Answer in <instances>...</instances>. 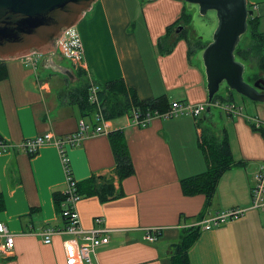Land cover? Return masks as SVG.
Here are the masks:
<instances>
[{"label":"crops","instance_id":"crops-1","mask_svg":"<svg viewBox=\"0 0 264 264\" xmlns=\"http://www.w3.org/2000/svg\"><path fill=\"white\" fill-rule=\"evenodd\" d=\"M247 1L264 34V0ZM186 4L95 0L74 28L85 48L83 80L90 86L123 79L142 101L164 97L169 105L208 102L203 60L198 51H191L189 39L173 40L170 53L159 49L161 38L180 21ZM54 57L51 61L44 57L37 68L22 58L0 60L8 70V78L0 81V139L15 145L0 153V222L15 235L13 251L0 253V264H66V236H54L51 244H45L41 235L47 227L65 225L55 201L67 185L63 158L52 144L33 156L16 148L49 132L56 137L75 134L81 120L92 125V107L81 108L83 80L62 74L59 70L70 69ZM203 121L205 126L199 123ZM214 125L212 109L199 120L155 118L144 128L123 116L107 120L105 133L65 149L78 189L93 176H110L116 189L124 192L122 198L105 203L90 196L77 204L84 229L97 227L95 219L102 217L101 227L110 230L109 244L96 250V264H168L183 230L201 221L195 217L205 219L227 208L250 206L256 170L246 169L242 160H236L242 166L223 175L210 206L204 194L183 193L181 181L207 170L199 134ZM117 131L126 139L135 168L134 175L121 183L114 174L111 144V134ZM154 227H161L162 234L156 243H148L146 231ZM190 259L191 264H264V211L250 210L236 221L203 231Z\"/></svg>","mask_w":264,"mask_h":264},{"label":"built area","instance_id":"built-area-1","mask_svg":"<svg viewBox=\"0 0 264 264\" xmlns=\"http://www.w3.org/2000/svg\"><path fill=\"white\" fill-rule=\"evenodd\" d=\"M74 28L64 32L59 40L60 47L62 53H64L68 60H70L75 66H79L85 70L86 65L83 60L85 54L84 43L80 35L74 31ZM44 57L45 56L41 54L31 53L22 57V59H24L26 65L37 68L38 62ZM99 93V86L95 83H90L88 88V102L95 108L94 114L92 115V125L81 120L79 122L78 131L75 134L65 137H56V135L49 132L44 135L26 139L16 147L18 150H22L28 155L33 156L38 153L42 146L52 144L58 148L63 158L67 176L66 189L62 193L64 197L62 203V216L65 220V225L63 227H47L42 231L41 235L43 236L45 244H51L54 236H66V239L64 240L66 264H96L94 262V256L96 255L97 248L102 245H107L110 242V230L101 227L104 223L102 217L95 219L97 227L88 230L82 227L80 215L77 211V204L82 196L79 193L78 184L72 176L68 159L65 154V149L67 147H77L88 136L106 132L105 123L107 120L104 117V108ZM207 104L208 102L193 104L175 101L169 105L167 110L162 112L159 110L144 112L139 108H133L130 114V121L132 125L144 128L155 118L171 120L190 117L194 120H199V118L206 114ZM210 107L220 108L228 117L232 118L235 115L243 114L242 108L238 109L231 104H223L220 100H213L210 103ZM251 120L256 129H262L264 125L263 121L259 118ZM11 146L15 147V145L8 144L0 139V153ZM250 194L251 204L249 207L227 208L209 218L197 222L195 225H198L202 232L209 231L242 218L250 210L264 211V164H262L260 169L254 173ZM162 230L161 227L147 229L144 239L148 243H156L162 234ZM14 247L15 235L9 230L5 223L0 222V253L4 255L9 254L13 251Z\"/></svg>","mask_w":264,"mask_h":264},{"label":"water","instance_id":"water-1","mask_svg":"<svg viewBox=\"0 0 264 264\" xmlns=\"http://www.w3.org/2000/svg\"><path fill=\"white\" fill-rule=\"evenodd\" d=\"M199 7L201 16L215 11L218 19L212 42L203 51L207 78V113L210 103L226 84L254 103L264 104V78L253 85L245 80L246 66L236 59V49L254 16L247 0H180ZM95 0H0V60L31 53L48 55L57 50L64 32L74 28ZM177 33L184 29L178 27ZM69 78V70H59ZM205 119V117H204Z\"/></svg>","mask_w":264,"mask_h":264},{"label":"trees","instance_id":"trees-1","mask_svg":"<svg viewBox=\"0 0 264 264\" xmlns=\"http://www.w3.org/2000/svg\"><path fill=\"white\" fill-rule=\"evenodd\" d=\"M186 8L180 21L173 27H170L167 34L161 38L159 49L161 53H170L174 48L176 39H180L183 32L174 34L177 36L173 39L172 33L178 25L187 24L192 20V13L187 12ZM249 9L250 6H249ZM252 10V9H251ZM185 22V23H183ZM183 23V24H182ZM249 37L250 44L239 46L236 49V59L239 62L257 65L264 73V34L260 31V20L255 15L248 19V31L243 37ZM241 38V41L243 39ZM208 44H204L200 49L204 50ZM85 74V73H84ZM83 74V75H84ZM80 78V75L78 76ZM8 78L7 66L0 62V81ZM261 78V77H260ZM259 79L254 75L250 80L252 83ZM100 88V100L104 108V117L106 120H115L123 116H130L133 108H139L144 112L147 111H165L169 108V102L166 98H157L148 101H142L136 90L128 88L123 79L109 83H95ZM253 85V84H252ZM89 81H87L80 90L81 108L84 110L88 102ZM230 97L235 92H229ZM214 100H223V97L217 94ZM232 100V99H231ZM93 109L95 108L90 105ZM92 113V114H93ZM111 144L115 154L116 167L114 174L118 182L134 175L135 168L129 154L128 146L122 132L117 131L111 134ZM199 146L203 151L207 161V170L200 175L181 181V187L185 196H196L204 194L206 196V206H210L219 187L223 175L233 167H240L242 162H236L230 145L227 132L224 131L222 138H217L211 132V129H202L199 134ZM79 193L82 197L97 196L101 202L105 203L114 199H120L124 196L123 190H117L115 179L110 176H93L88 181L79 186ZM55 201L62 216V203L64 197L62 194L55 195ZM63 217V216H62ZM202 220V215L195 217ZM201 228L198 225L187 227L183 230L180 241L173 245L168 264H191L190 252L195 244L201 238Z\"/></svg>","mask_w":264,"mask_h":264},{"label":"rangeland","instance_id":"rangeland-1","mask_svg":"<svg viewBox=\"0 0 264 264\" xmlns=\"http://www.w3.org/2000/svg\"><path fill=\"white\" fill-rule=\"evenodd\" d=\"M186 10L187 12L193 14L192 20L187 22V24H183L185 23L183 22V25H178L174 29L172 37L173 39H176V35L183 32L181 38H185L187 40L189 39L191 51L193 53L198 51L196 53L199 58L202 57L203 54V50L200 48L204 44H209L212 42L213 34L218 25L217 15L215 11H209L206 16H201L199 7L190 4H187ZM180 26H183L184 29L175 35L174 32L176 33L179 29L178 27ZM250 42L251 40L249 37L245 36L243 37L240 44L244 47L250 44ZM54 56L58 58V61L61 59V61H63L62 63L69 67V71L76 78H79L78 76L80 75V79H84V70H82V68L75 66L74 64H72L73 68L70 67V63L72 62L66 58L64 53H62L60 41L58 43L57 50L49 53L45 56V58L50 57L48 61H51L52 59H55ZM244 65H247L245 67L246 79L250 80L254 75L258 76L259 79L264 78V73L258 68L257 65L250 63H244ZM86 82V80H83L82 86ZM255 82L252 81L251 84H254ZM226 90L227 85L224 84L218 93L223 97L221 102L223 104H231L238 109L242 108L243 114L235 115L233 118H230L225 114V112L222 111V109L213 107L212 115L216 126L214 125V128L211 129V132L215 137L222 138L224 131H226L235 161L242 160L247 163L246 169L252 168V170H256L257 172L261 165L264 164V125L262 129H256L251 119L259 118L264 122V104L254 103L237 93L230 97V94ZM199 123H201L202 126H205V121Z\"/></svg>","mask_w":264,"mask_h":264},{"label":"flooded vegetation","instance_id":"flooded-vegetation-1","mask_svg":"<svg viewBox=\"0 0 264 264\" xmlns=\"http://www.w3.org/2000/svg\"><path fill=\"white\" fill-rule=\"evenodd\" d=\"M263 90H264V88H263Z\"/></svg>","mask_w":264,"mask_h":264}]
</instances>
